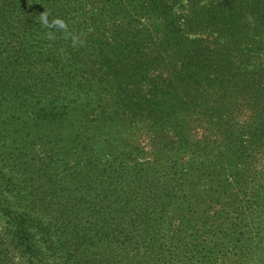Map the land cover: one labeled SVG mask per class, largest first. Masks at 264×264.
Listing matches in <instances>:
<instances>
[{"label": "trees", "instance_id": "obj_1", "mask_svg": "<svg viewBox=\"0 0 264 264\" xmlns=\"http://www.w3.org/2000/svg\"><path fill=\"white\" fill-rule=\"evenodd\" d=\"M0 264H264V0H0Z\"/></svg>", "mask_w": 264, "mask_h": 264}, {"label": "rangeland", "instance_id": "obj_2", "mask_svg": "<svg viewBox=\"0 0 264 264\" xmlns=\"http://www.w3.org/2000/svg\"><path fill=\"white\" fill-rule=\"evenodd\" d=\"M230 201V197L229 195H227L225 197V199H223V204H217L215 206V209L217 210H224L226 212V214L230 215L233 212V209L230 207L232 206L231 203H229ZM226 216H224L223 218L220 219V222H226L227 220H224ZM215 221V220H214Z\"/></svg>", "mask_w": 264, "mask_h": 264}, {"label": "clouds", "instance_id": "obj_3", "mask_svg": "<svg viewBox=\"0 0 264 264\" xmlns=\"http://www.w3.org/2000/svg\"><path fill=\"white\" fill-rule=\"evenodd\" d=\"M42 22H43L45 25L48 24V19H47V16H46V15L42 17ZM54 23H55L56 25H58L59 27H61V28H66V27H67V25L65 24V22L62 21V20H59V19L56 20V21H54Z\"/></svg>", "mask_w": 264, "mask_h": 264}]
</instances>
